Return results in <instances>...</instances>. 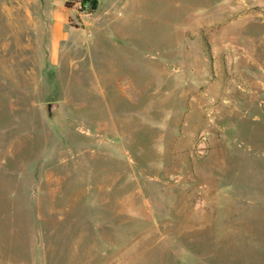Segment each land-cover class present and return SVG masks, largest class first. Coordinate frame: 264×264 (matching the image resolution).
Instances as JSON below:
<instances>
[{"label": "rangeland", "instance_id": "rangeland-1", "mask_svg": "<svg viewBox=\"0 0 264 264\" xmlns=\"http://www.w3.org/2000/svg\"><path fill=\"white\" fill-rule=\"evenodd\" d=\"M86 7L0 0V264H264V0Z\"/></svg>", "mask_w": 264, "mask_h": 264}, {"label": "crops", "instance_id": "crops-1", "mask_svg": "<svg viewBox=\"0 0 264 264\" xmlns=\"http://www.w3.org/2000/svg\"><path fill=\"white\" fill-rule=\"evenodd\" d=\"M71 4H68V2ZM83 0H4L6 15L11 18V32L28 34L25 38L29 42V47L35 42L36 49L45 50L47 58L51 54L52 63L56 66L62 53L68 49H77L81 46L76 43L78 36L85 33L88 36L94 27L85 19L82 28L68 27L70 16L78 17L77 7ZM31 6L30 17H33L32 23L25 26H17V19L20 16L22 7ZM35 10V11H34ZM45 17H50V25L45 26ZM40 19V20H39ZM43 23V24H42ZM47 29H46V28ZM44 42V43H43ZM75 42V43H74ZM86 43V42H85ZM38 46V47H36ZM48 64H51L47 62ZM58 65V64H57Z\"/></svg>", "mask_w": 264, "mask_h": 264}, {"label": "trees", "instance_id": "trees-1", "mask_svg": "<svg viewBox=\"0 0 264 264\" xmlns=\"http://www.w3.org/2000/svg\"><path fill=\"white\" fill-rule=\"evenodd\" d=\"M85 3L90 5L92 11H95L98 7V0H85Z\"/></svg>", "mask_w": 264, "mask_h": 264}, {"label": "built area", "instance_id": "built-area-1", "mask_svg": "<svg viewBox=\"0 0 264 264\" xmlns=\"http://www.w3.org/2000/svg\"><path fill=\"white\" fill-rule=\"evenodd\" d=\"M86 10H87V12H89L88 10H91V7L89 4L87 5ZM88 15H89V13H88Z\"/></svg>", "mask_w": 264, "mask_h": 264}, {"label": "water", "instance_id": "water-1", "mask_svg": "<svg viewBox=\"0 0 264 264\" xmlns=\"http://www.w3.org/2000/svg\"><path fill=\"white\" fill-rule=\"evenodd\" d=\"M48 107L51 108L52 107V104H49Z\"/></svg>", "mask_w": 264, "mask_h": 264}]
</instances>
